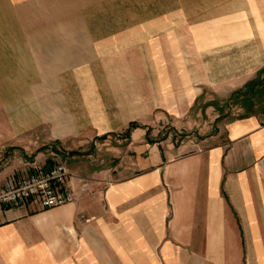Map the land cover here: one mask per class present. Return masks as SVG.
<instances>
[{
	"label": "crops",
	"instance_id": "obj_1",
	"mask_svg": "<svg viewBox=\"0 0 264 264\" xmlns=\"http://www.w3.org/2000/svg\"><path fill=\"white\" fill-rule=\"evenodd\" d=\"M246 1L0 0V150L60 116L58 138L83 132L92 146L88 171L60 161L93 179L72 203L1 209L0 264H264V110L243 106L264 75L212 91L185 75L178 88L180 21L208 41L195 21L218 20L212 34L255 40L264 57L242 27L264 5ZM64 84L78 85L69 114L50 107ZM13 161L0 158V187L34 165Z\"/></svg>",
	"mask_w": 264,
	"mask_h": 264
},
{
	"label": "rangeland",
	"instance_id": "obj_2",
	"mask_svg": "<svg viewBox=\"0 0 264 264\" xmlns=\"http://www.w3.org/2000/svg\"><path fill=\"white\" fill-rule=\"evenodd\" d=\"M239 1L244 3V7H249L248 1ZM228 2H230V0H228ZM253 2H256L257 5H261L263 2L260 8L264 5V0H253ZM212 6L213 4L207 7L212 8ZM235 8L236 10L239 9V12L242 9L240 5H234V9ZM251 12L255 13L253 10ZM255 15L256 16L253 19H249L242 24L244 26H241L245 29L247 28L250 35L254 34V36H257L258 41L261 44L264 42V21L261 15ZM240 16H243V14L237 15L238 18ZM187 23L190 22L180 21V33H184L185 35H180L178 37V88L180 91L186 86L181 82L182 77H185V75L188 79L190 77V81L193 80L195 84L200 83L201 87L205 88L206 91L222 90L226 88V85L229 83L246 81L255 76V72L257 71L260 78H262L261 75H264V57H262L261 53L262 46H259V52L255 40H245V37L233 39L229 37V32H222L221 35H219L218 32L212 34L216 31L214 29L218 20L195 21L196 24H200L201 29L209 27L212 29L210 33L211 35L209 36L207 34L208 38H210V40L207 41L203 40L201 36L195 35L199 33L198 30L194 32L191 31ZM183 28L184 30H182ZM234 28L237 27L235 26ZM121 56H123L122 61H120ZM124 58V54L116 53L115 65L118 63L121 65ZM123 65H128V60H125ZM125 69L126 68L112 69L113 74L110 79L115 83L109 87L114 90L118 97L124 95L123 88L125 86L120 83V78L122 73H125ZM77 87L78 85L75 84H64L61 85V87L58 85L53 86L50 95L52 97V101H50L51 109L54 110L55 108H61L66 114L73 113L75 109L74 104L77 103ZM244 93L246 94L243 100L244 107H251L252 104L257 103L260 104V108L264 110V77L259 79L258 84L254 83L252 86L248 87ZM108 103L109 107H112L113 111H116L121 108L125 110V106L128 102L117 99L114 101H108ZM151 103V101H148V104ZM39 108L41 109L40 106ZM36 112H38L39 115H42L41 111ZM25 113H28L27 110ZM56 114H59L58 110H56ZM57 118L58 120L62 119L60 116H52L51 123H44L42 120L34 124L32 128L21 132L18 138L20 146L1 148L0 158L3 162H10L14 159L13 162L18 163L19 165L29 162L32 163L30 164L31 166L33 164L43 165V163L47 161V165L49 162L48 159L55 158L57 159V162L63 160L66 164H73L82 169L87 168L86 170L88 171L90 168V158L87 157V153L92 151L88 134L83 132L74 133L71 137H64L62 139L58 138V135H61L63 132L60 131L61 124L59 121L57 122ZM152 122H155L154 117H152ZM159 123H161V121H159ZM118 133L123 135L126 132L123 130ZM118 138L121 139V137ZM116 139L117 138L112 137L110 140L116 142ZM72 151L78 152L73 153ZM67 155L74 156V161H69V159L65 157ZM94 155L100 157V150H97V152L95 151ZM15 158H19V162L18 159Z\"/></svg>",
	"mask_w": 264,
	"mask_h": 264
},
{
	"label": "built area",
	"instance_id": "obj_3",
	"mask_svg": "<svg viewBox=\"0 0 264 264\" xmlns=\"http://www.w3.org/2000/svg\"><path fill=\"white\" fill-rule=\"evenodd\" d=\"M92 183V178L74 175L62 162L33 165L25 175L3 180L0 210L27 202L44 207L72 203L79 195L89 192Z\"/></svg>",
	"mask_w": 264,
	"mask_h": 264
}]
</instances>
